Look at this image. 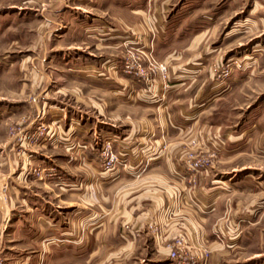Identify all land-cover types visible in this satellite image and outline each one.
I'll list each match as a JSON object with an SVG mask.
<instances>
[{
  "label": "crops",
  "instance_id": "obj_1",
  "mask_svg": "<svg viewBox=\"0 0 264 264\" xmlns=\"http://www.w3.org/2000/svg\"><path fill=\"white\" fill-rule=\"evenodd\" d=\"M63 1L72 2L79 30V44L68 50L79 56L58 61L71 73L66 83L50 81L47 92L64 94L67 82H73L75 101L90 102L89 107L75 104L78 119L89 122L74 129L73 139L68 138L73 128H66L64 146L78 139L91 147L100 135L112 139L121 161L101 171L93 154L82 157L79 149L74 163L84 167L74 168L71 192L80 208L74 228L85 236H51L59 227L44 220L38 224L41 236L21 241L24 253L6 264H172L171 245L180 236L193 247H209V264H264V135L254 120L264 117V104L261 110L244 106L253 96L236 92L237 82L214 83L211 65L220 57L202 45V27L185 45L158 47L159 58L169 65L168 87L136 86L119 71L122 40L131 32L156 30L167 21L170 6L180 5L173 21L211 17L194 0ZM193 139L201 143L191 144ZM191 157L206 158L210 165L195 183L182 168ZM82 206L89 207L86 218ZM152 227L160 233L153 234Z\"/></svg>",
  "mask_w": 264,
  "mask_h": 264
},
{
  "label": "rangeland",
  "instance_id": "obj_2",
  "mask_svg": "<svg viewBox=\"0 0 264 264\" xmlns=\"http://www.w3.org/2000/svg\"><path fill=\"white\" fill-rule=\"evenodd\" d=\"M186 1L192 0L172 2ZM194 1L201 13L211 17L209 21H173L181 12L180 5L170 6L167 21L156 30L147 35L131 32L130 37L122 40L120 73L133 78L136 86L142 85L135 77L122 73L129 52L144 61L164 64L169 71V65L159 58L158 47L185 45L202 27L205 30L202 45L209 46L215 57H220L219 63L215 61L211 65L214 83L230 87L237 82L240 89L236 92L253 96L244 106L257 105L261 110L264 104V0ZM73 13L69 1L0 0V264L23 254L26 247L21 241L31 236L40 237L38 224L44 220L59 228L65 224L64 228L68 229H55L51 236H61L62 232L70 234L67 237H84V230L74 228L80 208L71 192L72 178L74 168L84 167L83 163L75 166L76 153L81 149L82 157H86V152L90 151L93 163H97L95 166L101 171H110L105 164L108 147L120 157L112 139L100 135L91 147L87 140H82L80 145L78 139L75 144L69 142L72 145L64 146L66 128H73L68 137L73 139L74 132H78L74 129H83L89 122L88 118L77 117L79 112L74 108L89 107L90 102L83 97L75 101L73 82H67L70 86L64 94L48 95L47 92L50 81L57 79L66 83L65 75L71 73L61 70L59 62L79 56L73 49L68 50L80 42L75 37L79 36V30H75L78 24ZM84 43L85 48L90 46V41ZM86 50L90 53V48ZM51 61L54 63L49 67ZM232 104L229 101L228 105ZM260 116L254 120L259 121L257 130L264 135V117ZM92 134L90 132L89 136ZM190 143L201 141L193 139ZM62 188L70 192H62ZM88 208L81 207L85 218L89 215Z\"/></svg>",
  "mask_w": 264,
  "mask_h": 264
},
{
  "label": "built area",
  "instance_id": "obj_3",
  "mask_svg": "<svg viewBox=\"0 0 264 264\" xmlns=\"http://www.w3.org/2000/svg\"><path fill=\"white\" fill-rule=\"evenodd\" d=\"M131 44L137 45L134 42ZM129 54L130 56L125 60L122 73L135 77L140 84L146 85L149 90L155 86L157 81L165 85V87H168L169 71L166 65L152 61H144L141 56L132 52H129ZM223 75L225 76V73ZM105 161L106 168L112 170L120 163L121 159L111 152L108 147L106 149ZM209 167V161L203 157H191L182 166L183 172L189 175V181L191 183L196 182L198 173L206 171ZM151 231L157 235L160 233V228L152 227ZM211 255L212 253L209 247H193L184 236L177 237L171 245L170 258L172 264H209Z\"/></svg>",
  "mask_w": 264,
  "mask_h": 264
}]
</instances>
